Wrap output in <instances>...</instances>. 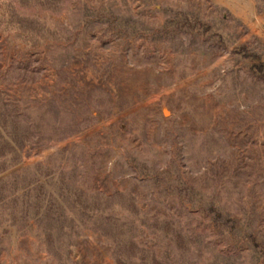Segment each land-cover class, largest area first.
Returning a JSON list of instances; mask_svg holds the SVG:
<instances>
[{
    "label": "rangeland",
    "instance_id": "1",
    "mask_svg": "<svg viewBox=\"0 0 264 264\" xmlns=\"http://www.w3.org/2000/svg\"><path fill=\"white\" fill-rule=\"evenodd\" d=\"M0 264H264V0H0Z\"/></svg>",
    "mask_w": 264,
    "mask_h": 264
}]
</instances>
